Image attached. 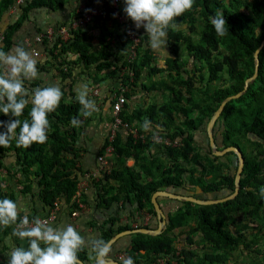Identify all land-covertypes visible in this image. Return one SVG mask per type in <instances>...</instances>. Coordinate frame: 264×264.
<instances>
[{"label":"trees","instance_id":"trees-1","mask_svg":"<svg viewBox=\"0 0 264 264\" xmlns=\"http://www.w3.org/2000/svg\"><path fill=\"white\" fill-rule=\"evenodd\" d=\"M72 1L24 0L18 4L17 0H0V51L7 53L14 45L27 51L25 43H17V39L31 14L44 9L57 12ZM96 3L103 9V14L94 19L100 29L98 35L87 27L72 28L65 41L57 33L64 23H58L53 27L54 40L43 38L46 58L36 67L55 71L64 82L63 96L56 110L48 114L45 143L23 148L17 147L13 138L7 147L0 146V199L17 202L15 192L19 190L37 197L46 213L56 201L70 215L79 209V198L75 196L91 171L82 165L88 151L84 140L97 112L93 110L87 117L82 114L83 106L76 99L72 80L77 69L88 74L96 86L108 77L121 86L105 117L109 131L95 165L99 166V156L105 155L110 159L109 170L102 169L97 177H88V187H92L98 206L112 212L107 223L101 225V239L108 242L115 234L132 228L130 223L120 222L122 212L129 218L149 213L155 224L141 222L139 227H158L152 202L158 190L201 199L223 198L234 192L238 155L233 151L216 155L207 125L222 101L242 91L246 79L255 72V52L264 40V0H194L191 10L175 18L176 27H169L166 52L153 50L145 29H136L128 18L140 36L134 57L126 27L117 21V15L125 14L124 0L119 9L112 0ZM14 7L17 14L4 26ZM219 12L226 20L223 36L216 34L210 21ZM37 32L46 30L38 27ZM259 58L258 76L240 97L226 104L214 126L218 148L236 146L245 157L237 196L214 204L159 197V202L167 198L176 204L169 212L162 206L168 212L167 227L159 235L130 234L131 246L125 256H114L121 251L116 250V242L111 258L121 264L128 257L134 264H159L161 260L167 264H231L238 251H246L250 260L240 262L237 257V264H264V197L259 194L264 187V45ZM145 72L149 82L143 79ZM140 85L148 95L158 92L163 100L134 105L132 97ZM25 87L31 91L49 86L32 80L25 81ZM121 88L126 89V102L119 113L122 124L113 133V103ZM31 107L28 103L18 119L30 122ZM9 119L0 113V120ZM73 119L80 121L78 126L72 125ZM145 121L150 122L147 130L143 127ZM4 130L0 127V132ZM109 146L111 152L107 151ZM10 155L13 164L7 166L5 158ZM6 168L7 176L16 179L12 183L19 188L6 180ZM86 189L81 190L82 203L89 201ZM34 211L27 214L28 219L39 215L36 208ZM18 213L17 223L25 216ZM9 230H13L11 225L5 229L7 235ZM88 251L84 246L78 258L85 264H95V253L90 255Z\"/></svg>","mask_w":264,"mask_h":264},{"label":"clouds","instance_id":"clouds-1","mask_svg":"<svg viewBox=\"0 0 264 264\" xmlns=\"http://www.w3.org/2000/svg\"><path fill=\"white\" fill-rule=\"evenodd\" d=\"M123 11L130 18L136 29L143 27L149 37L148 44L153 50L164 48L167 42L169 27L175 28V18L193 8L194 0H124ZM218 36L225 35L226 20L219 12L210 17ZM36 59L23 46H16L9 52L0 51V113L10 116L7 121L0 120V146L7 147L15 138L16 146L28 148L33 143L43 144L48 139V114L59 106L63 96L58 86L35 88L29 91L25 81L38 77ZM76 99L83 106L82 114H92L94 104L87 98L86 89L78 90ZM28 103L32 107L29 120L18 119L23 115ZM73 126L80 121L73 119ZM145 121V130L149 126ZM19 128L17 134L16 130ZM264 197V187L260 189ZM18 204L9 198L0 199V226L8 227L17 224ZM30 221L25 215L20 220L21 227L13 229L12 235L21 241L27 240L28 246H16L10 253L7 264H80L78 252L85 246V240L72 225L53 227L42 222L39 217ZM91 250L95 253V264H109V253L112 246L103 239L90 241ZM122 264H134L131 257Z\"/></svg>","mask_w":264,"mask_h":264},{"label":"crops","instance_id":"crops-1","mask_svg":"<svg viewBox=\"0 0 264 264\" xmlns=\"http://www.w3.org/2000/svg\"><path fill=\"white\" fill-rule=\"evenodd\" d=\"M97 0H73L71 4L67 5L66 8L63 10H59L57 12H52L50 10H36L31 14V19L28 20L21 32H19V38L17 39V43L24 42L27 51L32 53V49L28 46L27 41L34 40L35 37L40 36L41 34L45 33H39L37 32V28L41 27L42 30L48 31V29L53 28L56 24H63V26H67L70 24L74 19L82 13V11H86L90 8H101V6L96 3ZM93 5V6H92ZM75 9V10H74ZM73 10H74V18L73 17ZM18 12L17 7H14L10 10V16H8L5 19L4 26L7 25L8 22L11 21V17L16 15ZM72 19V20H71ZM95 19V18H94ZM92 20L88 22L84 27L89 28L92 33L95 35L99 34V28L96 25V20ZM117 20V19H116ZM119 21V20H117ZM70 22V23H69ZM120 22V21H119ZM6 24V25H5ZM112 23H110L111 25ZM39 33V34H38ZM49 40L52 42L54 40L49 38ZM43 41H40L38 43H34L33 47L37 48L40 52L39 56L34 57L36 61L43 62L46 58L45 52H44V46L42 45ZM1 44V42H0ZM2 45V44H1ZM16 47V45H14ZM13 47V48H14ZM159 50H163L166 52V46L164 48H161ZM159 51V52H161ZM158 52V54H160ZM163 53V52H162ZM33 54V53H32ZM38 69V77L34 80L39 81L42 84L50 86H58L60 90L63 88V81L56 76L55 71L51 68L41 69L37 67ZM80 71L77 69L75 72L74 79L72 80V83L74 85V91L76 94H78V90L86 89L87 91V98L91 100L94 104V111L97 112V117L91 122V126L86 132V137L84 140V145L87 147L88 151L85 153L82 157V165L83 168L91 170H95L98 166L95 165L96 158L98 156V151L100 150V147L104 143L105 137L108 134L109 131V123L105 119L107 114H110L111 111V104H112V98L116 97L117 92L120 91L121 83L118 84V82H114L112 79L108 78L104 79L100 84L97 86L93 84V79L88 74L79 73ZM143 79L145 82H149V78L146 75V72L143 74ZM111 89L112 92L110 91ZM97 90V92L95 91ZM129 91V90H128ZM158 92H155L154 94H157ZM158 95V94H157ZM132 103L134 105L147 103L149 104V95L143 90V88L138 86L136 92L134 93V96L132 97ZM99 114H103L102 117H99ZM108 161H110L109 157ZM6 159V160H5ZM4 160L7 164V166L12 165L13 163V157L8 156ZM130 164L133 163L132 160L129 161ZM4 176L8 183H11L13 185V188L17 189L18 185L14 184L12 182H15L16 179H12L10 176H7L8 170L3 169ZM7 176V177H6ZM19 188V187H18ZM87 192L89 196V201L85 203L86 207L80 211V213L77 216L70 215L68 212L64 211L63 209H60L58 211L57 218L50 222L48 225L53 227H64L67 225H72L76 228V230L80 233V235L85 240V246L89 250V254L93 255L94 252L91 250L90 241L95 239H101L102 238V228L101 225L104 223H107L108 217L112 215L111 210H106L100 208L98 206V200L95 199L93 195V189L91 186H87ZM34 192H37L36 185L34 187ZM16 198H17V204H18V212H22L23 215H27L28 213H36L34 210L37 209V214L39 215L37 217H45L48 215L46 211H42V205L40 201L37 199V197H32L31 195H25L21 191L17 190L16 192ZM94 197V198H92ZM165 197V196H164ZM171 198V197H169ZM33 199L36 201V205L33 204ZM174 199V198H173ZM160 204L166 209V211H170L173 207L176 206L175 202H173L170 199L163 198L160 201ZM166 212V214H168ZM29 215V214H28ZM158 220V219H157ZM121 223H130L132 225L131 229L139 228L142 222L143 225H154L155 219L151 217V214L149 213H141L136 214L135 217H128V214L126 212H122V217L120 219ZM19 223L15 225H11L12 228L19 227ZM159 225V220H158ZM5 229H8V227L0 226V263H7L6 258H9L10 251L16 247V246H24L25 248L28 246L27 240L21 241L18 238L14 237L12 235V231L10 233H6ZM133 234V233H130ZM130 234H126L119 239H117L118 247L116 250L121 249V251H118L114 254L115 257H124L125 251L130 248ZM116 235V234H115ZM114 235V236H115ZM114 242V243H116ZM113 243V244H114ZM112 244V245H113ZM111 245V246H112ZM9 247L8 250H5L3 248ZM5 256V257H4ZM112 256L111 252L109 253V258ZM5 258V259H4ZM112 259V258H111ZM5 260V261H4Z\"/></svg>","mask_w":264,"mask_h":264},{"label":"built area","instance_id":"built-area-1","mask_svg":"<svg viewBox=\"0 0 264 264\" xmlns=\"http://www.w3.org/2000/svg\"><path fill=\"white\" fill-rule=\"evenodd\" d=\"M113 2V6L115 7V9H119V7L121 6V0H112ZM18 4H22L24 3V0H17ZM103 14V9L102 8H90L86 11H82L81 14H79L74 21H72L70 24H68L67 26H62L59 30H58V34L59 36L67 41L69 39L70 36V30L72 28H79V27H84L88 22L92 21L96 16H99ZM118 20L120 21L121 24H123V26L126 27V32L130 38V41L132 42V46H131V57H134L136 54V47L138 45V43L140 42V36L138 35V33H136L129 22L128 17L123 14V15H117ZM56 34V30L54 28H50L48 29V31L45 34H41L40 36H37L34 38V40H29L27 41L28 46L32 49V53L34 57L39 56L40 52L39 50L35 47H33L34 43H38L40 41H43L44 37H49L51 39H53L54 35ZM2 38H0L1 41ZM121 92L120 94H118L116 101L113 103V111H114V117H115V122H114V129H113V133L115 132V128L118 127L120 124H122V120L119 116V113L121 112L125 102H126V96H125V88H121ZM97 92V90H95ZM112 147L109 146L107 148L108 152H111ZM99 161H100V165L95 169V170H91L89 172V174H87L86 178L83 179L81 181V183L79 184V190L77 191V194L75 197L79 198L77 201L79 202V209H76L72 215L73 216H77L80 211L82 209H84L86 207L85 203H82L80 201V196H81V190L84 188H87L88 186V177L90 176H94L97 177L98 174L101 172L102 169H106L109 170V163L110 161H108L107 156L105 155H101L99 156ZM60 202L56 201L54 203V206L51 208L50 212L48 213L47 216L45 217H40L42 222H46L47 224H49L50 222H52L53 220H55L57 218L58 215V211L61 209L60 208ZM30 224L29 226H32L31 222L33 220H30ZM19 227H21L20 223H19ZM159 264H167L164 260H161Z\"/></svg>","mask_w":264,"mask_h":264},{"label":"water","instance_id":"water-1","mask_svg":"<svg viewBox=\"0 0 264 264\" xmlns=\"http://www.w3.org/2000/svg\"><path fill=\"white\" fill-rule=\"evenodd\" d=\"M263 45H264V40L262 41L261 46L255 52V72L252 76H250L249 78L246 79L244 89L242 91L238 92L237 94L230 95V96L226 97L222 101V103L220 104L219 108L214 112L213 116L211 117V119L207 125V132L209 135L210 144H211L212 148L214 149V153L216 155H224L230 151H233L238 155L239 164H238L236 176H235V190H234V192L228 196L223 197V198L201 199V198H198V197L193 196V195H184V194L173 193V192H170L167 190H158L152 195V202L154 204L155 210L157 212V217L159 220L158 227L155 229L146 228V227H139V228L127 229V230L121 231V232L117 233L115 236H113L108 241L111 245L114 242H116L117 239H119L120 237H122L126 234H130V233L141 232V233H146V234H150V235L161 234L163 232V230L167 227V216H166V213H165L162 205L160 204V202L158 200L159 197H162V196L163 197L164 196L165 197H171V198L179 199V200L192 201V202H195L198 204H214V203L227 201V200L235 198L237 196V194L239 193V190H240V181H241L242 172H243L244 165H245V157H244L242 151L240 150V148H238L236 146H229V147H226L224 149H219L218 145L215 141V137H214V126H215L217 119L222 114L226 104L229 101H231L232 99L240 97L247 90L249 84L253 80H255V78L258 76L259 65H260L259 53H260V50L263 47ZM78 259L80 261V264H85V262L83 260H81L80 258H78ZM109 264H121V263L119 261L113 259V258L112 259L109 258Z\"/></svg>","mask_w":264,"mask_h":264},{"label":"rangeland","instance_id":"rangeland-1","mask_svg":"<svg viewBox=\"0 0 264 264\" xmlns=\"http://www.w3.org/2000/svg\"><path fill=\"white\" fill-rule=\"evenodd\" d=\"M181 52L183 53L184 52V50H183V48L181 49ZM185 54H187L186 52H185ZM212 90V89H211ZM162 92H164V91H162ZM164 98H166V99H168L167 98V96L165 95L164 96ZM161 99L163 100V97H162V95L160 94V95H157V94H149V101H150V103L152 102V101H161ZM165 99V100H166ZM130 163V162H129ZM196 238H197V236H196ZM239 253V255L238 256H234V259H233V261H231V264H237L236 262H235V260H236V258L237 257H239L240 258V262L242 261L243 262V260H250V257H248V255L246 254V251L245 252H240V251H238L237 252V254Z\"/></svg>","mask_w":264,"mask_h":264}]
</instances>
